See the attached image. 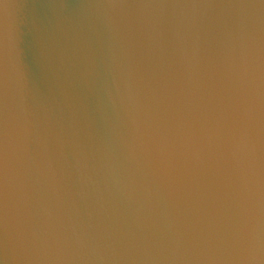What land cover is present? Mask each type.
Returning <instances> with one entry per match:
<instances>
[{
	"label": "clouds",
	"instance_id": "obj_1",
	"mask_svg": "<svg viewBox=\"0 0 264 264\" xmlns=\"http://www.w3.org/2000/svg\"><path fill=\"white\" fill-rule=\"evenodd\" d=\"M16 7L0 0V264H264V0L46 5L35 58L70 86L110 77L129 135L119 164L81 151L78 193L37 163L38 200Z\"/></svg>",
	"mask_w": 264,
	"mask_h": 264
},
{
	"label": "water",
	"instance_id": "obj_2",
	"mask_svg": "<svg viewBox=\"0 0 264 264\" xmlns=\"http://www.w3.org/2000/svg\"><path fill=\"white\" fill-rule=\"evenodd\" d=\"M17 6L10 10L20 70L18 83L11 85V103L16 115L27 119L30 135L27 151L31 158L34 199L51 193L36 174V165L51 161L54 178L65 193L81 187L80 153L87 154L90 167L111 159L122 162V142L129 124L116 98L110 77L101 74L85 83L79 77L69 85L63 73L56 74L46 58L36 59L32 39L45 22L46 5H77L81 0H7ZM83 70V68H81Z\"/></svg>",
	"mask_w": 264,
	"mask_h": 264
},
{
	"label": "snow or ice",
	"instance_id": "obj_3",
	"mask_svg": "<svg viewBox=\"0 0 264 264\" xmlns=\"http://www.w3.org/2000/svg\"><path fill=\"white\" fill-rule=\"evenodd\" d=\"M2 147H3V95L0 90V164H2Z\"/></svg>",
	"mask_w": 264,
	"mask_h": 264
}]
</instances>
